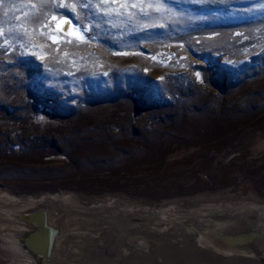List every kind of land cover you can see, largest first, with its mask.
Wrapping results in <instances>:
<instances>
[{
	"label": "rangeland",
	"instance_id": "1",
	"mask_svg": "<svg viewBox=\"0 0 264 264\" xmlns=\"http://www.w3.org/2000/svg\"><path fill=\"white\" fill-rule=\"evenodd\" d=\"M61 2L75 0H0V190L76 196L70 211L100 221L81 230L53 218L47 255L29 244L42 229L28 221L47 209L0 208V264H133L137 252L162 261L216 210L264 206L262 0H167L160 11L159 0H92L140 7L81 16L83 40L68 35L77 21ZM141 211L169 220H148L150 238L128 227L119 236L105 220ZM206 212L194 226L172 221Z\"/></svg>",
	"mask_w": 264,
	"mask_h": 264
},
{
	"label": "bare ground",
	"instance_id": "2",
	"mask_svg": "<svg viewBox=\"0 0 264 264\" xmlns=\"http://www.w3.org/2000/svg\"><path fill=\"white\" fill-rule=\"evenodd\" d=\"M62 27L66 28L69 26H67V24L65 23ZM256 141L258 142V145L260 147H264V134L259 135L256 138ZM81 202L82 201L80 200L79 197L72 195L46 194V195H39L33 197L13 196L6 194L4 191L0 190V208L15 209L20 211L21 213H22V209H27V208L44 207L45 209H47L46 213H38V214L34 213L35 215L30 216L28 218V221L29 220L37 221L42 229L41 233L38 235L39 236L38 239L36 241L33 240L29 242V244L32 245L36 251L41 250L47 255L49 254L51 255V251L49 249L52 245L50 244V242L52 235L55 232L52 228L54 226L52 222L53 218L58 219L56 226L57 225L59 226L60 224L62 226V224H65L68 225L69 228L81 229V230L90 226L91 227L97 226L96 221L97 222L100 221L99 216H94L93 220L90 222L86 218H83L82 213L70 211L72 208L77 207L79 204H81ZM97 204L98 205L96 206V208L101 210L111 209L115 207V203H106L105 201H101L100 203ZM54 211H57L58 214H55ZM244 211H249V210L246 209V207H244V205H242L240 202H238L235 204V207L233 208H224L223 210H216L215 212L219 216L227 215L226 217H224V219L227 220L228 218H230V214L244 212ZM156 217L157 216L155 214H151L149 211L148 212L141 211L136 213H126L119 216L108 215L105 217V220H107L109 226H111V228L114 229V232L118 233L119 236L121 235L120 230L128 227L130 231L126 233L127 235L136 236L138 234L144 233L147 235L146 238H150L152 236L147 233V231L149 232L148 220L156 219ZM18 220L23 223L24 219L20 217L18 218ZM135 220L141 221L142 223H139L137 226L136 224L133 225L132 222ZM215 220L216 219L213 220L214 221L213 224L217 225L218 220L217 221ZM197 221L198 220H196V222ZM204 224L205 222L199 223L198 225H204ZM173 231L177 232V229H173ZM168 235L169 233L166 232L164 235H159L157 237V239L155 240L157 248H161L162 246L163 248H165V246H167L166 244H170V242H168L170 236ZM47 236L49 241L45 242L46 241L45 237ZM188 236L189 235L182 236L180 234H176L174 235V238L179 239L181 237H184L186 240L187 237L188 240ZM201 244H203L204 246L192 242L191 245H188V248L186 247V250L179 248L178 244H175L174 252L168 251L169 253H163L160 256L162 261L154 260L151 253L139 254L140 252H137L130 256V262L132 261L133 264H148V263L151 264H264V249H259L258 251L254 252L253 256L250 255L249 253L246 254V255H250V257L252 258H247L246 255H238L237 256L238 258L236 259L234 258L235 256L229 257L228 254H224L223 252L218 251L216 249L215 250L211 249L212 248L210 246L211 243L208 242L207 239H205L203 243L201 242ZM205 245L210 248L206 247ZM46 262H47V258L45 257V259L42 260V264H46ZM77 264H103V263L95 260L92 261L89 260V262L87 263H82V261H80Z\"/></svg>",
	"mask_w": 264,
	"mask_h": 264
},
{
	"label": "water",
	"instance_id": "3",
	"mask_svg": "<svg viewBox=\"0 0 264 264\" xmlns=\"http://www.w3.org/2000/svg\"><path fill=\"white\" fill-rule=\"evenodd\" d=\"M244 207L249 211L230 214V218L227 220L224 219L227 215L215 216V221L218 220V224L210 223L202 232L190 239L191 243L195 242L204 246L201 242L203 243L207 239L211 243V249L228 254L229 257L247 253L253 256L254 252L264 249V206H253L247 203L244 204ZM206 213H203L199 218H175L172 221L181 226H194L196 220L200 218H213L211 217L213 213L208 212L209 215ZM156 216L162 220H169V217L165 215ZM250 255H246L247 258H252Z\"/></svg>",
	"mask_w": 264,
	"mask_h": 264
},
{
	"label": "snow or ice",
	"instance_id": "4",
	"mask_svg": "<svg viewBox=\"0 0 264 264\" xmlns=\"http://www.w3.org/2000/svg\"><path fill=\"white\" fill-rule=\"evenodd\" d=\"M166 2H167V0H159V3L154 6L153 10L154 11H160L162 6H163V4H165ZM31 7L34 8L35 6L33 5ZM56 7L58 9L59 8L67 9V8L71 7V9H72V19H76V21H77V29H76L75 32H73L71 29H69L68 35H75V36H77L78 39L83 40L84 36L81 34V29H83L84 32H87L88 29L83 27V24L80 21V17L81 16H85L86 14H94V13L97 12V9H100V8H104L105 9V15H110L112 13H115L117 15H122L124 13H121L120 8H123L124 12L127 13L129 7L137 8V7H140V6H138L136 4H132L130 6L127 5V4H123V5H120L118 7H111V6H107V5L97 4L95 7H93L92 0H75V3L73 5H71V6L61 2L60 4L56 5ZM77 7H79V9H80V15L79 16L76 15ZM261 7H264V0H262ZM141 10L143 11V8H141ZM63 14L64 13H60V15H63ZM129 14L131 15V13H129ZM144 14L147 15L148 13L146 11H144ZM52 19H55V17H52ZM71 22H72L71 19L68 20V21L61 20L59 22V24L57 25V30L58 31L62 30V26L65 23H69L70 24ZM9 31H12V30L10 29ZM15 31L19 32V29H16ZM0 35H5V32L3 30H0ZM53 39H55V38L53 37ZM8 44H9V41L7 39H5L3 45H0V47H6V46H8ZM153 59H155V58H153Z\"/></svg>",
	"mask_w": 264,
	"mask_h": 264
}]
</instances>
